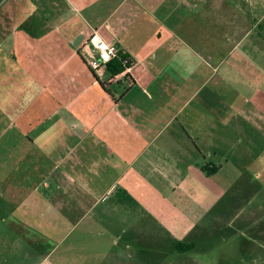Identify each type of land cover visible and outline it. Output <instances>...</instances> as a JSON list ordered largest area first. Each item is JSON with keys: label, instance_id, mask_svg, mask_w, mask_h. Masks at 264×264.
Masks as SVG:
<instances>
[{"label": "crops", "instance_id": "1", "mask_svg": "<svg viewBox=\"0 0 264 264\" xmlns=\"http://www.w3.org/2000/svg\"><path fill=\"white\" fill-rule=\"evenodd\" d=\"M221 234L264 264V0H0V264H213Z\"/></svg>", "mask_w": 264, "mask_h": 264}, {"label": "built area", "instance_id": "2", "mask_svg": "<svg viewBox=\"0 0 264 264\" xmlns=\"http://www.w3.org/2000/svg\"><path fill=\"white\" fill-rule=\"evenodd\" d=\"M85 47L91 50L85 53L84 59L98 78L103 76L107 64L120 54L128 57L125 64H129V67L122 73L123 77L130 73L135 65L134 60L125 51H120L115 43H107L97 33L89 37Z\"/></svg>", "mask_w": 264, "mask_h": 264}, {"label": "rangeland", "instance_id": "3", "mask_svg": "<svg viewBox=\"0 0 264 264\" xmlns=\"http://www.w3.org/2000/svg\"><path fill=\"white\" fill-rule=\"evenodd\" d=\"M263 146L262 144H258ZM255 161V160H254ZM229 234H221L218 236L216 250L211 251L212 257L209 263L212 261L213 264H253L252 261L245 263L243 259V250H240V244L238 242H231L229 245H225L226 237ZM59 250L57 253H65L68 249L69 244L73 242H84L83 238H88V235L81 234H68L61 233L57 235ZM57 257V254L55 255ZM255 264V263H254Z\"/></svg>", "mask_w": 264, "mask_h": 264}, {"label": "trees", "instance_id": "4", "mask_svg": "<svg viewBox=\"0 0 264 264\" xmlns=\"http://www.w3.org/2000/svg\"><path fill=\"white\" fill-rule=\"evenodd\" d=\"M127 58L126 55L120 54L117 58L107 64L106 69L113 78L122 74L129 67V64H125Z\"/></svg>", "mask_w": 264, "mask_h": 264}]
</instances>
